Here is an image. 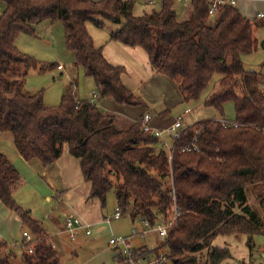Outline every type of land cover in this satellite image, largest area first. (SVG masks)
I'll list each match as a JSON object with an SVG mask.
<instances>
[{
    "label": "trees",
    "instance_id": "1",
    "mask_svg": "<svg viewBox=\"0 0 264 264\" xmlns=\"http://www.w3.org/2000/svg\"><path fill=\"white\" fill-rule=\"evenodd\" d=\"M0 2L5 5L0 15V133L11 135L24 161L46 168L66 147L90 186L88 199L98 200L101 209L114 189L117 208L121 214L128 211L132 222L147 221L154 227L176 212L174 229L156 251L166 250L165 264H223L231 255L228 249L212 246L219 236L244 235L251 250L262 225L246 204L249 188L259 190L258 206L264 211V91L258 75L245 71L241 57L252 53L253 24L264 27V19L252 24L234 7L225 6L211 24L207 0H192L183 21L177 19L174 0H161L158 10L140 16L132 15L131 0ZM104 22L120 25L109 34L110 42L141 48L152 70L172 81L185 102L198 100L213 75H220L221 91L205 106L223 116L224 105L231 102L238 127L224 128L218 120L203 121L195 130L187 127L169 161L138 123L118 131L113 116L94 103L76 100L73 89L56 106L46 105L41 92L25 89L23 79L30 69L44 72L54 64L45 66L21 53L16 39L21 34L35 36L40 24L59 23L65 50L74 54V66L93 80L99 99L146 108L123 84L124 68L110 64L87 31V23L102 29ZM189 145L190 151H180ZM22 186L18 171L0 152V203L17 216L31 239L22 241L24 264H60L41 223L14 199ZM5 247L0 243V249ZM204 249L207 259L201 263L196 254ZM12 258L8 253L0 264H11Z\"/></svg>",
    "mask_w": 264,
    "mask_h": 264
},
{
    "label": "rangeland",
    "instance_id": "2",
    "mask_svg": "<svg viewBox=\"0 0 264 264\" xmlns=\"http://www.w3.org/2000/svg\"><path fill=\"white\" fill-rule=\"evenodd\" d=\"M131 1L134 3L133 16H140L152 9L158 10L161 4V0H156L153 6L147 5L145 0ZM4 7V3L0 2V15ZM174 8L179 21L187 20L190 15L187 3L183 0H175ZM234 8L253 24L254 21H260L256 18V14L264 12V0H238ZM215 19L216 17H211L210 23L213 24ZM97 20L100 19L97 18ZM119 27L120 25L111 22H104L102 29L96 28L92 23L86 24L88 33L94 38L97 46L110 42L108 40L109 34L118 30ZM253 40L252 53L242 56L241 60L245 71L254 72L258 75L259 87L264 91V27L256 28L253 24ZM16 47L21 53L33 58L40 64H44L45 66L54 64L52 70L44 72L30 69L26 76L25 89L31 93L41 92L43 102L46 105H58L61 97L68 89H73V87L78 91L80 99L89 98L92 91H95L98 96L93 80L86 77L81 68L74 66V54L64 50L63 28L59 23L53 26H49L48 23L44 24V26L41 25L36 29L35 36L19 35L16 39ZM139 51L145 53L141 48H139ZM138 63L140 66L146 64L145 60L144 63ZM59 65L62 66V71L56 70V66ZM76 71H79L77 75ZM125 72L131 79L127 78V81H130L129 86L132 90L130 91L137 96L140 95L147 107L118 106L112 99L104 98L103 101L107 103V108L111 112L110 114L116 118V126L120 129L124 128L122 130H126L127 123L129 124V122L137 123L136 119L144 111L151 113L156 118L165 109L168 110V120L182 116L185 126L193 130L196 129L199 123L207 120H219L223 118L227 121H234L233 104L231 102L224 105L223 116L213 107L205 106V102L210 96L221 91L219 86L221 76L218 74L213 75L207 88L198 100L185 102L175 84L166 77L155 72L153 74L155 77L144 80L145 84L142 85L136 81L135 76L131 75L129 70L125 71L124 69ZM240 91L241 89L237 92L239 95H241ZM2 136L3 134L0 135V152L3 151L4 153L8 152L10 147L9 142L3 139L4 136ZM154 147L157 150L160 148L156 144ZM43 180L41 179L44 192L40 191L41 193L37 198L32 199L34 203L31 200L28 203L35 204V211L33 212L30 208H27L31 210L32 215L35 216L34 219L39 221L49 234H56L53 240L58 248L60 264H115L113 259L114 254L108 247V240L111 236L128 235L131 228L133 226L139 227L140 223L132 222L127 211L121 214L119 219L110 218L109 225L104 223V221L102 223L101 221L95 223L92 227L91 237H85L84 234L79 233L74 243H70L62 232L61 226L64 218L67 216V213H65L66 209L61 206L63 197L55 199L50 203L45 201L43 197L48 193L49 188L44 184ZM166 183L169 184L168 178L166 179ZM261 192L264 193V191ZM258 194V189L249 188L246 204L260 217L262 235L253 236V247L251 250L246 246L247 239L244 235L217 237L213 241L212 246L219 249H228L231 255V258L223 264H264V211L258 206ZM116 207L115 191L112 189L107 194L105 206L100 210L99 215L110 217ZM2 209L0 210V231L6 245L10 246L9 251L14 257L10 260V263L24 264L21 256L22 248L19 245L23 238L22 232L24 229H21V224L14 220L11 221V226L6 223L3 219L6 215L1 213L6 210ZM12 215L14 214L12 213ZM14 217L16 218L17 216L14 215ZM160 242L161 239L153 232H150L145 238L134 239L133 245L135 247L142 245L149 249H154L159 247ZM159 251L166 253L163 247ZM4 253V255L7 254V252ZM1 255L0 258H3V253ZM196 257L199 262L204 263L207 259V249L196 254Z\"/></svg>",
    "mask_w": 264,
    "mask_h": 264
},
{
    "label": "crops",
    "instance_id": "3",
    "mask_svg": "<svg viewBox=\"0 0 264 264\" xmlns=\"http://www.w3.org/2000/svg\"><path fill=\"white\" fill-rule=\"evenodd\" d=\"M156 1V0H155ZM44 24H40L36 29H38L41 25L44 26ZM49 26H53L55 24H50L48 23ZM88 31V29H87ZM90 34V33H89ZM91 35V34H90ZM92 37V36H91ZM93 43L96 47H102V53L104 58L112 65L115 66H121L125 69V71H130V74L135 76L136 81H138L139 84L144 85L145 83L143 82L144 80H147L148 78H154L153 74L155 72L152 70V68L149 65L148 58L146 53H142V51H139V48H131L124 46L122 44L116 43V42H106L105 45L102 46H97L94 38ZM16 44V43H15ZM18 47V45H17ZM65 50V48H64ZM144 60L146 64H143L140 66L138 62L144 63ZM141 63V64H142ZM60 66V65H59ZM58 66H56V70L62 71V66L61 69H57ZM141 69V70H140ZM79 71H76V75L78 74ZM157 74V73H156ZM27 76V75H26ZM26 76L23 79L24 87L26 84ZM145 77V79H143ZM130 79L129 75L125 72L122 75V82L128 88L131 90V87L129 86V82L127 81ZM131 80V79H130ZM95 88V87H94ZM28 91V90H27ZM132 91V90H131ZM93 93L96 95L95 91H92L91 96L89 98H86L84 100H87L90 102L92 99ZM73 95L76 100H80L78 96V91L73 87ZM140 97V95H139ZM82 100V99H81ZM104 99H99V97L96 95V97L93 100V103L96 104V106L104 113L107 115H111L107 108V103L103 101ZM150 114L152 116V123L151 125L157 129H165L168 126H170L176 119H167L168 116V110H164L163 112L159 113L158 117H153V115L147 111H144L140 113L138 116L137 123L139 119L144 115V114ZM184 115V113H183ZM113 116V115H111ZM114 117V116H113ZM223 119V118H221ZM134 122H129L127 123V129L130 128V126ZM184 124V122H183ZM185 125V124H184ZM114 126L118 131H126L118 128L116 126V118L114 117ZM3 134V139L9 142V149L8 152H1L4 154L7 159L12 163V165L15 167V169L18 171L21 179L23 180V186L14 194V199L15 201L25 207L23 209L31 210L34 212L35 211V204H28L29 200L33 202L32 199L37 198V196L41 193L40 191L44 192L42 189V182L41 179L43 180L44 184H46L49 188L48 193L45 194L43 199L45 201H48L49 203L54 201L55 199H61L63 197V201L61 200V206H63L67 213V216H75L77 217L82 223L85 225H88L93 227L95 223L101 221V223L104 221L106 218L103 215H99V212L101 210L100 208V203L96 199H88L89 191H90V186L84 182L80 167H79V161L72 156L69 155L67 148H63V152L59 160H57L53 165L49 167H43L39 162L34 161V162H26L24 161L21 156L17 153L13 146V141L12 137L9 133H0V135ZM5 134V135H4ZM34 203V202H33ZM30 209H28V208ZM4 208L1 203H0V210H3ZM4 210H6L4 208ZM3 215H6L3 219L6 223H8L11 226V221L14 220L15 222H19V219L14 217L12 213H10L8 210L1 212ZM32 213V212H31ZM2 215V216H3ZM35 218V216H33ZM65 217V218H66ZM64 218V220H65ZM63 220V223H64ZM63 223H62V232H63ZM109 225V224H107ZM135 227V226H133ZM132 227V228H133ZM43 230L45 231L46 235L49 238L50 243L54 246V249L58 253V248L56 244L54 243L53 237L56 236V234L52 235L45 230L44 226L42 225ZM131 228V229H132ZM141 228V226L137 227ZM83 234V233H82ZM66 236V235H65ZM85 236V235H84ZM92 236V235H91ZM91 236H85V237H91ZM22 237H23V232H22ZM67 238V237H66ZM68 239V238H67ZM22 241L19 243V245L22 248ZM69 241V240H68ZM70 243H74L69 241ZM0 243H5L3 238H2V232L0 231ZM18 244V243H15ZM10 247V246H9ZM7 245L4 249H0V256L1 253L3 255L5 254L4 252H7L12 254L9 250ZM136 247H142L141 246H136ZM4 251V252H1ZM6 254V255H7ZM59 254V253H58ZM13 255V254H12ZM14 258V257H13ZM114 259V256H113Z\"/></svg>",
    "mask_w": 264,
    "mask_h": 264
},
{
    "label": "built area",
    "instance_id": "4",
    "mask_svg": "<svg viewBox=\"0 0 264 264\" xmlns=\"http://www.w3.org/2000/svg\"><path fill=\"white\" fill-rule=\"evenodd\" d=\"M175 1V0H174ZM189 4L192 0H183ZM208 1V15L215 17L220 8L225 6L234 7L238 0H207ZM250 1H263V0H250ZM148 5H154L155 0H146ZM258 20L264 19V12H258L256 14ZM57 69H61L58 66ZM96 95L93 93L90 103H93ZM221 125L226 127H238V123L235 121H227L225 119L218 120ZM152 116L148 113L144 114L138 121L140 125V131L154 137L157 140L156 145L160 148L157 151H164L168 154L169 161L172 158L174 151L176 150V143L181 138V135L187 130V127L183 124V117H178L170 126L165 129H157L151 125ZM195 138L193 139L194 142ZM192 145L181 148V152L190 151ZM193 150L199 152L198 149L193 147ZM121 217L120 210L116 207L113 214L110 217L104 219V223L109 224L110 218L119 219ZM177 213L174 212L171 220L165 224H157L154 227H150L147 221H140L141 228L133 227L128 235L111 236L108 240V247L114 254L115 264H165L166 257L163 252H156L157 248L149 249L146 246L135 247L133 240L136 238H145L150 232H153L163 241L169 234V231L174 229L176 225ZM63 233L66 235L69 241L74 242L79 233H83L85 236L92 235V229L90 226L82 223L75 216H68L63 223ZM23 238L30 242V236L27 233H23ZM53 246V245H52ZM54 248V246H53ZM31 253V249L28 250Z\"/></svg>",
    "mask_w": 264,
    "mask_h": 264
}]
</instances>
